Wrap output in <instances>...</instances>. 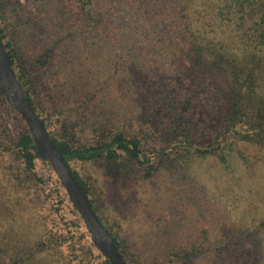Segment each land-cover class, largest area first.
<instances>
[{"label":"trees","instance_id":"trees-1","mask_svg":"<svg viewBox=\"0 0 264 264\" xmlns=\"http://www.w3.org/2000/svg\"><path fill=\"white\" fill-rule=\"evenodd\" d=\"M46 2L35 0L52 10L44 24L18 14L20 0L13 9L0 0V36L35 110L123 258L128 264H175L232 252V242L216 237L207 239L208 246L181 245L162 261H141L103 215L91 171L97 166L115 180L153 181L164 173H189L209 159L231 170L249 161V149L264 160V0ZM31 37L36 48L28 44ZM67 37L84 49L66 52L89 50V61L109 57L97 63L103 69L94 88L61 80L57 66ZM53 38L59 39L52 44ZM68 60L73 64L62 61ZM49 73L55 74L50 92L55 88L58 95L48 103L36 80ZM199 116L205 122L198 123ZM12 121L21 128L17 135ZM200 136L211 143L199 147ZM1 183L7 203L20 210L0 209L14 216L16 226L10 229L13 220L1 219L7 229L0 221V264H110L0 89ZM30 218L36 223L29 225ZM34 225L35 238L25 239Z\"/></svg>","mask_w":264,"mask_h":264},{"label":"rangeland","instance_id":"rangeland-1","mask_svg":"<svg viewBox=\"0 0 264 264\" xmlns=\"http://www.w3.org/2000/svg\"><path fill=\"white\" fill-rule=\"evenodd\" d=\"M20 1L18 14L31 20H43L44 24L50 22L52 10L46 4H36L35 0ZM6 2L13 9L17 0ZM30 27L33 28V25L27 26L29 31ZM64 36L66 34L61 37ZM58 39H51V43ZM70 39L67 37L62 42L65 43L62 45L63 59L58 62L57 72H61L63 82L71 84L78 81L94 88L99 80L98 73L103 69L97 63L99 60L107 61L109 57L89 61V50L81 55H74V49L66 52L72 46L77 51L84 49L79 41L69 44ZM35 43L32 37L28 40L32 48H36ZM125 58L128 59L127 54ZM64 59L74 62H64ZM86 62L87 66L84 65ZM66 63L70 64V69L65 67ZM54 79L55 74L49 73L36 80L40 97L48 103L51 95H58L55 88L54 93L50 92ZM204 117L199 116L198 123L205 122ZM11 127L16 135L21 131L17 122L12 121ZM197 143L199 147H204L211 143V139L200 136ZM249 152V161L243 165L239 161L240 166L234 165L231 170H226L215 159H209L197 162L189 173H164L153 181H142L139 177L125 182L115 180L106 176L97 166L92 167L91 176L103 215L130 241L141 261H162L181 245L198 242L208 246L207 239L210 242L217 237L232 242L235 245L232 252L222 258L204 254L191 261H177L175 264H264V226L261 224L264 221V160L258 155L259 150L249 149ZM83 166L80 165V168ZM40 172L43 173L44 168H40ZM3 187L4 183H1L0 209L7 208L18 215L20 209L11 207V202L7 203L8 197ZM11 213L0 211V221L7 229L1 219L8 218L11 223L13 220L10 229L16 227ZM27 220L29 225L36 223L33 218ZM31 227L33 230L25 236L27 240L35 238L38 233L35 225ZM1 230L2 233L6 232L4 228ZM16 235L21 237V234ZM46 257L50 259L48 255ZM34 264H40V259Z\"/></svg>","mask_w":264,"mask_h":264},{"label":"water","instance_id":"water-1","mask_svg":"<svg viewBox=\"0 0 264 264\" xmlns=\"http://www.w3.org/2000/svg\"><path fill=\"white\" fill-rule=\"evenodd\" d=\"M0 89L8 105L20 112L27 124L39 157L50 163L58 179L65 187L70 200L83 219L91 241L110 264H128L123 258L115 237L94 209L91 198L79 184L67 165L66 158L58 150L50 130L31 102V97L19 79L9 51L0 36Z\"/></svg>","mask_w":264,"mask_h":264}]
</instances>
